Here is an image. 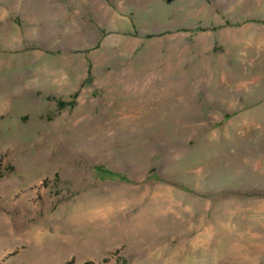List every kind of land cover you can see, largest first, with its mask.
Returning <instances> with one entry per match:
<instances>
[{
    "label": "rangeland",
    "instance_id": "rangeland-1",
    "mask_svg": "<svg viewBox=\"0 0 264 264\" xmlns=\"http://www.w3.org/2000/svg\"><path fill=\"white\" fill-rule=\"evenodd\" d=\"M264 264V0H0V264Z\"/></svg>",
    "mask_w": 264,
    "mask_h": 264
},
{
    "label": "trees",
    "instance_id": "trees-1",
    "mask_svg": "<svg viewBox=\"0 0 264 264\" xmlns=\"http://www.w3.org/2000/svg\"><path fill=\"white\" fill-rule=\"evenodd\" d=\"M86 264H90V262H87Z\"/></svg>",
    "mask_w": 264,
    "mask_h": 264
}]
</instances>
